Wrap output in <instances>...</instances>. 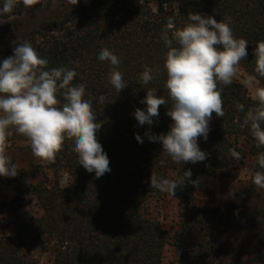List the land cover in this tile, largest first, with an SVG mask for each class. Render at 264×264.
Returning a JSON list of instances; mask_svg holds the SVG:
<instances>
[{"label": "trees", "instance_id": "obj_1", "mask_svg": "<svg viewBox=\"0 0 264 264\" xmlns=\"http://www.w3.org/2000/svg\"><path fill=\"white\" fill-rule=\"evenodd\" d=\"M189 13L231 18L234 36L249 42L248 56L240 66L264 86V78L255 73L253 55L256 42L264 40V0H80L75 6L68 0H56L55 5L41 0L32 8L21 3L12 13L0 15V62L13 54L16 45L28 41L48 60L49 68L76 71L72 83L86 86L85 98L92 101L102 122L97 136L111 168L96 178L80 166L70 140L54 164L45 163L33 157L30 146L23 145L28 140L13 130L8 149H18L30 158H12L18 175L0 176V183L15 185V195L0 202V214L21 210L30 196L37 199L42 214L16 223L14 235L0 236V264H40L30 254L32 247L52 252L53 264H163L167 246L181 264H264V191L252 182L255 172L264 171L256 162L264 147L258 148L248 127H242L246 111L256 106L243 84L233 80L222 86L224 116L213 113L207 140H198L207 159L196 164L173 163L159 142L145 136L169 131L170 100L160 106L151 126L139 125L133 115L136 108L146 110L140 101L149 88L168 99L164 87L168 49L162 32L169 17L181 28ZM104 48L121 60L119 70L128 86L119 93L109 83V63L97 59ZM146 67L153 69V80L147 85L140 81ZM101 95L106 97L103 104ZM237 103L245 111H239ZM231 149L254 161L250 179L235 202L199 207L198 187L186 183L174 197L191 206L190 217L180 229H168L152 215L150 202L166 193L150 187L151 173L176 180L190 169L192 180L215 177L234 165ZM219 257L227 262H209Z\"/></svg>", "mask_w": 264, "mask_h": 264}, {"label": "clouds", "instance_id": "obj_2", "mask_svg": "<svg viewBox=\"0 0 264 264\" xmlns=\"http://www.w3.org/2000/svg\"><path fill=\"white\" fill-rule=\"evenodd\" d=\"M40 2L3 0L0 15L12 13L21 3L32 8ZM51 2L55 5L56 0ZM79 2L68 0L73 6ZM162 39L168 49L164 59L168 99L149 88L140 101L146 110L136 108L133 115L139 125L151 126L153 118L159 117L160 106L170 100L166 112L172 121L169 131L159 135L146 132L145 136L151 142H159L173 163L196 164L207 159L208 154L200 149L198 140H207L213 113L218 118L224 116L222 86L231 85L236 78L240 62L248 56L249 42L234 36L231 18L217 20L199 13H189L181 28H176L174 18L169 17ZM253 55L255 73L264 78V40L256 42ZM97 59L109 63L108 80L118 93L128 86L119 70L121 60L117 55L104 48ZM152 72L146 67L140 74L141 83L151 82ZM76 76L74 69L49 68L48 60L28 41L16 45L13 54L0 62V176L14 178L19 173L7 153L13 130L30 142L33 156L45 163L54 164L65 142L70 140L80 166L89 173L100 178L111 171L97 136L102 122L97 120L92 101L85 98L86 86L72 83ZM246 84L256 106L248 108L242 127H248L258 148L264 147V86H260L256 76H249ZM105 100V96L99 97L101 104ZM236 107L245 111L243 104L237 103ZM135 138L143 143L139 134ZM230 152L234 159L241 158L235 149ZM256 162L264 169V152L257 154ZM191 176L190 169L176 180L161 179L151 173L150 187L174 198L176 190L186 183L198 187L199 178L192 180ZM252 182L264 189V171L255 172Z\"/></svg>", "mask_w": 264, "mask_h": 264}, {"label": "rangeland", "instance_id": "obj_3", "mask_svg": "<svg viewBox=\"0 0 264 264\" xmlns=\"http://www.w3.org/2000/svg\"><path fill=\"white\" fill-rule=\"evenodd\" d=\"M249 76L239 65L237 76L233 80L243 84L246 92L252 97L251 89L246 84ZM212 122L213 119L210 121V125ZM23 145L30 146V142L23 143ZM7 153L11 158H17L18 160L30 158L29 154L19 152L18 149L13 147L7 149ZM240 157L239 160H235L231 168L222 170L217 176H202L199 178L200 183L196 197L197 206L218 208L235 202L242 185L250 179L254 162L250 158ZM63 181L67 182L66 176ZM259 189L264 191L262 188ZM14 195L15 185L5 180L2 181L0 183V202L9 201ZM150 203L152 215L159 218L168 229L174 231L180 229L181 224L190 217L191 206L171 197L167 193L161 200L154 199ZM41 214L42 210L37 199L34 196H30L27 205L21 210L13 214H0V236L3 234L14 235L16 223L31 221ZM216 220L218 224L223 223L222 213L218 214ZM30 254L38 259L40 264H53L52 252L45 253L37 247H32ZM219 261L227 262V259L219 257L209 262L216 263ZM163 264H181L176 258L174 249L170 246L165 249Z\"/></svg>", "mask_w": 264, "mask_h": 264}]
</instances>
